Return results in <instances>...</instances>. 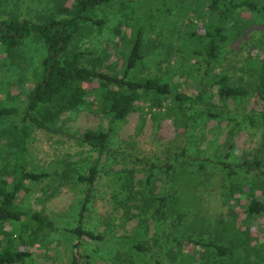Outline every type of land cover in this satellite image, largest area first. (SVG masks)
<instances>
[{
  "label": "rangeland",
  "instance_id": "rangeland-1",
  "mask_svg": "<svg viewBox=\"0 0 264 264\" xmlns=\"http://www.w3.org/2000/svg\"><path fill=\"white\" fill-rule=\"evenodd\" d=\"M65 1L0 0V20L15 17L39 23L46 15H56L60 6L67 5ZM208 1L111 0L96 11L95 16L105 20L104 25L100 28L87 26L74 44H78L81 51L90 52V58L103 55V65L118 73L124 70L123 55L129 48V41L138 30H143L145 57L144 63L137 68V76H170L175 90L194 94L202 79V70L196 71L193 66L191 70L190 64H196V59L175 57L176 53L172 52L178 48L187 50L190 33L209 22L203 8ZM259 2L264 5V0ZM228 27L233 38L223 48L213 74L227 77L230 85L242 88L248 95L227 103L215 97L211 102L217 107V113L224 114L223 117L234 114L235 108L239 110L241 120L252 117L255 120L253 128L241 124V131L231 139L232 147L228 148L227 136L232 122L198 119L187 129L189 138L186 142L184 127L176 130L172 118L155 114L147 104L138 102L135 111L127 116L109 142L108 148L114 149L110 157L107 153L93 151L79 140L83 133L106 126V120L97 112L94 97L86 98L80 109L63 114L50 131L33 130L28 139L24 154L27 169L50 177L32 185L29 193H20L17 204L30 215H41L54 228L48 230L47 226L39 237V244L33 246L28 245V236L24 242L27 245H19L21 236L14 233L10 246L31 255L27 264H70L69 251L75 236L64 227L74 228L77 224L87 184L54 176V172L68 170V166L86 176L88 168L98 166L99 175L83 223L86 230L96 234L108 231L104 242L83 243L79 264H84L86 257L90 264H155L157 253L161 264H212L205 260L211 256L208 251L189 242L217 241L221 222L235 224L233 231L238 239L249 229L255 245L263 241L264 215L254 214L248 218L244 212L251 194L264 201V180H259L255 172L246 175L237 166L242 162L244 152L255 153L252 151L261 137L259 123L264 116L260 115L264 113V104L257 99V91L254 92L258 79L254 77L253 68L264 57V15L244 12L236 22L228 23ZM92 52H95L94 56ZM40 53V47L29 42L21 51V58L7 59L0 53V108L24 109L26 95L34 84V70ZM20 124L19 117L0 119V162L6 159L14 163L13 155L17 151L14 145H19L9 132ZM124 156L137 158L138 162L133 163ZM221 162L230 164L232 176ZM151 166L153 170H150ZM123 168L134 172V190L145 188L151 175L155 196L164 197L168 192L176 196L177 201L162 209L164 218L160 222L157 221L158 204L146 215L142 226L134 218L124 222L122 211L115 212L110 203L103 205L97 201L112 170ZM70 174L75 176L76 173ZM131 214L136 211L131 210ZM97 220L111 221L114 229L106 230V226H100ZM10 230L5 228V231ZM170 238H176L184 246L176 248L168 241ZM161 241L163 248L159 246ZM137 243L149 250L135 251L133 246ZM258 251L259 246L250 260L264 264ZM239 264L250 263L240 260Z\"/></svg>",
  "mask_w": 264,
  "mask_h": 264
},
{
  "label": "trees",
  "instance_id": "trees-1",
  "mask_svg": "<svg viewBox=\"0 0 264 264\" xmlns=\"http://www.w3.org/2000/svg\"><path fill=\"white\" fill-rule=\"evenodd\" d=\"M65 2L67 5L60 6L55 16L46 15L39 23L19 20L15 17L0 20L1 55L14 60L20 56L28 42L39 46L41 50L38 56L39 63L34 70V84L26 95L24 109L0 108V119L19 117L21 120V124L14 126L9 132V135L16 137L19 145L18 148L13 144L17 149L13 155L14 163L6 159L0 162V264H27V260L31 258L29 253L10 246L13 243L11 240L14 233L21 236L19 245L29 243L28 245L33 246L39 244V237L45 233L44 229L47 226H49L48 230L54 228L41 215L36 213L30 215L22 211L17 204L20 193H29L32 185H37L50 177L49 174L27 169L24 154L31 132L50 131L63 114L80 109L86 103V98L94 97L97 112L106 120V126L83 133L79 140L93 151L99 154L107 153L110 157L114 149L108 148L109 142L120 130L127 116L135 111L138 102L147 104L149 110L155 114L166 116L167 119L172 118L176 130L184 127L186 142L189 138L187 129L192 128L198 119H217L219 123L226 121L227 124L232 122L227 136L230 140H228V148L232 147L231 139L241 131V124L253 128L255 122L250 116L241 120L237 108L232 110L234 114L223 117L224 114L217 113L218 109L211 101L218 97L221 102L227 103L229 100L236 101L248 95L242 88L230 85L227 77L213 74V71L223 54V48L226 47L229 39L233 38L229 33L228 23L236 22L237 17L244 12L264 15V5H261L259 0H209L203 6L209 22L203 28L190 33V46L187 50L178 48L172 52V54L176 53L175 57L196 59V64H190L191 70L192 66L196 71L202 70L203 76L194 94L175 90L170 76L158 77L150 74L144 78L137 76V68L144 63L145 57L143 30H138L131 41L128 40L130 45L123 55L122 72L108 70L103 65L105 59L103 55L88 57L90 52L81 51L74 41L87 26L97 25L100 28L104 25L105 20L95 16L96 11L109 4L111 0H66ZM95 52L91 54L94 56ZM255 68H253L254 77L258 79V85L254 92L257 91V99L264 104V57L256 63ZM223 108L225 110L224 104ZM260 115L264 113L261 112ZM259 124L262 126L261 137L252 151L255 153L251 155L250 151L244 152L245 156L237 168L243 170L246 175L255 172L259 180H264V116H261ZM124 157L133 163L138 162V159L132 156ZM221 165L229 170L230 176L234 174L230 164L221 162ZM153 168L151 166L150 170ZM71 172H75V176H72ZM87 173L86 176V173L81 174L79 170H73L69 166L68 170L54 172V176L61 180L87 184L85 199L77 216V224L74 228L68 227L69 225L64 227L75 236L69 251L70 264H79L83 243L104 242L108 233L107 231L104 234H96L84 228V213L88 210V204L92 199L93 186L99 175L98 166L88 168ZM133 174V171L125 168L119 171L112 170L111 176L106 179L96 198L97 201L99 200L103 205L110 203L115 212L122 211L125 215L124 222L134 218L142 226L146 221V215L155 204H158L160 210L157 221L160 222L164 218L162 209L166 208L168 203L177 201L176 196L172 192H168L164 197L155 196L151 175L146 180L145 188L141 191L134 190ZM173 191H175L174 186ZM131 210L136 211V214H131ZM244 213L248 218L254 214L264 215V201L251 194ZM97 221L100 226L105 225L106 230L114 229L111 221ZM6 227L11 230L5 231ZM234 228L235 224L221 222L216 236L217 241L192 240L193 242L189 243L208 251L211 256L205 260L211 261L212 264H239L240 260L250 264L260 263L255 259L250 260L252 253H256L257 246L260 251H258L259 258L264 261V234L263 241L255 245L249 229L245 228L242 237L238 239L233 231ZM26 236L29 241L24 244ZM4 237L7 239L3 240ZM4 241L9 244L5 245ZM168 241L176 248L184 246V243L176 238H170ZM159 246L163 248L162 241ZM133 248L137 252L149 250L141 243L135 244ZM83 259L84 264H90L87 257ZM155 264H161L158 253Z\"/></svg>",
  "mask_w": 264,
  "mask_h": 264
}]
</instances>
